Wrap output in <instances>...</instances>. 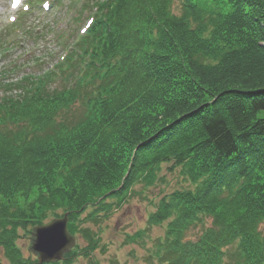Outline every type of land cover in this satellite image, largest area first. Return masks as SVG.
I'll list each match as a JSON object with an SVG mask.
<instances>
[{
  "label": "trees",
  "instance_id": "obj_1",
  "mask_svg": "<svg viewBox=\"0 0 264 264\" xmlns=\"http://www.w3.org/2000/svg\"><path fill=\"white\" fill-rule=\"evenodd\" d=\"M176 1L81 0L85 33L55 34L59 51L33 59L59 55L52 69L0 70V264H39L19 230L65 214L87 245L44 264L90 257L101 236L86 224L163 166L188 185L150 214L148 229L166 227L146 264H264V0H179L175 14Z\"/></svg>",
  "mask_w": 264,
  "mask_h": 264
},
{
  "label": "rangeland",
  "instance_id": "obj_2",
  "mask_svg": "<svg viewBox=\"0 0 264 264\" xmlns=\"http://www.w3.org/2000/svg\"><path fill=\"white\" fill-rule=\"evenodd\" d=\"M22 1L30 6L27 14L20 15L26 35L17 39V30H10V33L8 32V35L11 34L9 40H21L14 42L0 54V70L7 71L6 80L21 78L27 73L41 74V71L44 72L47 68L52 69L59 61V55L49 56V59L44 58L43 62L40 61L41 64L38 65L37 61H33V59L38 60L46 53L59 51L53 42L56 39L55 34H62L64 38L68 34L67 32H73L74 35L77 32L83 34L81 29H84L88 24L87 22L94 11L90 6L80 14L78 6L82 4L81 0ZM46 1L49 4L48 10L43 9L42 6ZM19 10H12L11 0H0V35L6 31L12 18L19 17ZM72 10L78 12L74 13ZM180 10V1L177 0L173 5V11L175 14H179ZM76 16H79L78 21L74 19ZM1 89L0 98L2 96ZM185 180L186 177L180 168L171 172L167 166H163L160 180L154 185L150 187L141 184L135 185L133 192L128 197V202L122 208L113 211V214L103 220L101 224L95 225L91 222L86 224L100 234V247L102 248L96 250L90 257L77 255L71 264H91L92 260L99 264H112V262L115 264H146L145 261L149 255L148 248H154V241L164 234L166 227V223H164L163 225H152L148 229L149 216L155 211L161 195L184 188L188 185ZM51 220L49 219L47 223ZM142 229H148L149 238L144 237L143 240L138 241L139 243L127 242L129 235ZM19 234L17 245L23 251L24 256L35 258L36 254L31 250L33 235L30 237L23 230H19ZM78 239L77 245H80L81 248L87 245L82 237ZM2 260L5 262L4 257Z\"/></svg>",
  "mask_w": 264,
  "mask_h": 264
},
{
  "label": "water",
  "instance_id": "obj_3",
  "mask_svg": "<svg viewBox=\"0 0 264 264\" xmlns=\"http://www.w3.org/2000/svg\"><path fill=\"white\" fill-rule=\"evenodd\" d=\"M68 221V214H65L34 227L31 250L39 264L62 261L64 255L77 245L78 237L70 233Z\"/></svg>",
  "mask_w": 264,
  "mask_h": 264
},
{
  "label": "snow or ice",
  "instance_id": "obj_4",
  "mask_svg": "<svg viewBox=\"0 0 264 264\" xmlns=\"http://www.w3.org/2000/svg\"><path fill=\"white\" fill-rule=\"evenodd\" d=\"M17 3H19V0H17ZM45 7H48V5H45ZM88 23H92V21H89Z\"/></svg>",
  "mask_w": 264,
  "mask_h": 264
}]
</instances>
